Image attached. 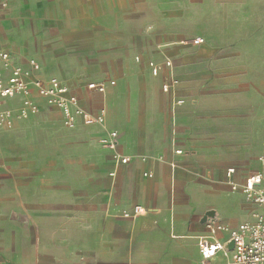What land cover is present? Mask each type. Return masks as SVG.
Masks as SVG:
<instances>
[{
	"label": "crops",
	"instance_id": "obj_1",
	"mask_svg": "<svg viewBox=\"0 0 264 264\" xmlns=\"http://www.w3.org/2000/svg\"><path fill=\"white\" fill-rule=\"evenodd\" d=\"M161 7L160 0H0V48L11 51L21 66L20 58L29 56L52 67L68 66L54 75L86 109L96 113L105 107L109 118L106 95L87 89L88 77L100 79L105 72L103 81L110 76L138 85L137 105L121 110L119 119L137 132L134 142L110 129L119 132L118 152L132 160L119 163L100 143L108 176L87 172L82 187L79 140L65 157L70 177L53 187L36 182L38 156L0 158V169L9 173L5 187L0 172V264H201L199 238L208 234V221L234 228L253 219L256 205L229 182L242 183L253 167L263 169L260 154L259 164L252 163V124L259 123L252 121L255 112L246 91L238 94L241 101L234 110L231 97L209 90L220 77L227 82L238 76L247 84L252 61L225 60L220 64L225 69L214 75L209 69L214 60L194 58V46L180 41L190 34L172 22L181 12ZM20 25L24 32L16 34ZM166 59L180 80L172 92L162 89L171 79L169 69L154 76L149 66ZM193 64L206 67L200 76L180 69ZM88 66L94 71L83 73ZM99 68L104 70L99 73ZM35 74L52 77L41 70ZM215 76L196 108L195 90ZM175 98L185 103L174 106ZM50 110L63 118L58 107ZM124 114L134 117L125 122ZM5 163L13 167H2ZM230 167H236L232 177ZM135 205L146 212L124 217ZM210 210L216 214L205 220ZM216 237L231 239L228 232ZM212 264H233L231 251H220Z\"/></svg>",
	"mask_w": 264,
	"mask_h": 264
},
{
	"label": "rangeland",
	"instance_id": "obj_2",
	"mask_svg": "<svg viewBox=\"0 0 264 264\" xmlns=\"http://www.w3.org/2000/svg\"><path fill=\"white\" fill-rule=\"evenodd\" d=\"M160 5L165 8L169 5L172 9L181 12V17L173 19L172 22L190 34L182 36L180 41L194 46V58L204 57L214 60L216 65L209 68L214 75H220L219 72L225 69L220 66L225 60H231L234 64L239 60L252 61V76L249 77L247 84L239 81L238 76L231 77L232 79L227 82H223L220 77L221 80L216 83V86L209 90L212 94L219 92L221 95L231 97L229 100L234 110L238 108L241 101L238 94L243 91L248 93L247 101L252 105V112H255L252 115V121L256 120L259 123L258 125L252 124V163L258 165L256 158L261 153L258 144L264 138V0H160ZM20 29L24 32V27L20 25L15 29L16 34ZM198 36L203 37L204 41L194 44L193 39ZM24 37L25 35L22 37L23 40ZM27 59L20 58V64L24 68L30 69L31 60L34 59L40 65L41 74L44 73L47 77L56 76L54 72L58 69L65 72L69 69L68 66L52 67L34 56H29ZM205 68L200 64H193L187 67L182 65L180 69L189 70L193 75L200 76ZM81 69L83 73L88 70L94 71L90 66ZM180 69L178 68L179 71ZM226 69L235 70L237 68ZM103 70L99 68L96 71L101 73ZM104 75L105 72L101 73L100 79L92 76L86 78L84 86L89 89L90 82H105L106 91L100 94L106 95V103L109 107V118L106 125L80 124L75 128H68L64 125L63 118L52 113L50 106L40 96H37L40 104L39 111L29 117H21L19 112L21 97L9 100L5 106L12 107V123H6L0 118V158L38 156V170L35 171L40 174L36 182L39 186L42 183L53 187L60 185L66 176L70 177L72 167L66 168L70 164L66 162L65 157L69 154L68 150L72 149V142L79 140L82 187L88 182L87 172H91L98 178L108 176V168L102 167L108 157L101 148L99 140L108 130L117 129L122 137L129 135L128 143L134 142L137 132H133L134 130L130 129L128 123L122 125L119 119L122 116L121 110L124 109L127 112L130 106L137 105L138 85L134 80L122 82L110 76L103 81ZM34 76H36L35 73ZM215 78L216 76L212 77L209 82L201 83L195 90L194 95L198 103L193 104L196 108L201 105V91ZM112 79H116V84L110 83ZM93 92L99 93L95 90ZM128 116L134 117V115ZM128 116L123 115L125 122ZM47 127L52 129L51 132L46 130ZM253 127L260 129L255 130ZM235 131L237 132V129L232 130V132ZM1 165L2 167L8 165L13 167L10 163ZM255 169L257 168L253 167L252 171ZM0 172H2V180L6 181L9 176L8 170L0 169ZM5 187H8L7 181Z\"/></svg>",
	"mask_w": 264,
	"mask_h": 264
},
{
	"label": "built area",
	"instance_id": "obj_3",
	"mask_svg": "<svg viewBox=\"0 0 264 264\" xmlns=\"http://www.w3.org/2000/svg\"><path fill=\"white\" fill-rule=\"evenodd\" d=\"M203 41V37L193 39L194 44H200ZM149 66L154 76H158L163 67L169 69L171 79L162 85L164 92H172L179 85L180 80L174 74L171 59H166L163 64L150 61ZM39 70L40 65L34 59L31 60V68L27 69L16 62L11 51L0 48V118L2 120L9 124L12 123L13 110L11 106H5L7 101L21 97L20 115L29 117L39 111L40 104L37 96H40L49 106L58 107L62 111L64 125L68 128H75L78 124L106 125L107 108L102 107L96 113L86 109L81 104L80 98L72 93L69 86L58 77L52 76L47 79L33 77V74ZM110 83L116 84V81L111 80ZM88 88L104 92L106 84L105 82H90ZM184 103L185 100L182 98L173 100L174 106ZM100 143L103 148L112 153L113 158L119 163L127 164L132 160L131 155H123L118 152L119 132L117 130H108L100 138ZM260 148L259 161L264 166V140L261 142ZM176 152L182 153L183 150L177 149ZM235 172L236 167H230L227 170L229 177H232ZM111 175H115V173L112 172ZM146 175L151 176L152 174L146 173ZM229 183L232 190H241L246 198L256 205L253 219L234 228L216 220L208 221V234L199 238L201 262L202 264H212L213 259L220 251H228L225 248L228 241L223 242L216 237L220 232H228L231 239L234 240V247L229 250L233 264H264V167L248 174L242 183L233 179ZM144 212H146L144 206L135 205L131 210H125L123 216L133 218Z\"/></svg>",
	"mask_w": 264,
	"mask_h": 264
},
{
	"label": "water",
	"instance_id": "obj_4",
	"mask_svg": "<svg viewBox=\"0 0 264 264\" xmlns=\"http://www.w3.org/2000/svg\"><path fill=\"white\" fill-rule=\"evenodd\" d=\"M216 214L215 210H210L207 212V214L205 215L204 219H208L209 217H214ZM234 247V240L231 239L229 240L226 245H225V248L228 249V250H232Z\"/></svg>",
	"mask_w": 264,
	"mask_h": 264
}]
</instances>
